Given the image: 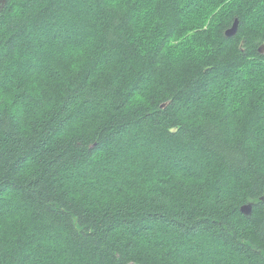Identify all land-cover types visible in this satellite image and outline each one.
<instances>
[{"label": "trees", "instance_id": "1", "mask_svg": "<svg viewBox=\"0 0 264 264\" xmlns=\"http://www.w3.org/2000/svg\"><path fill=\"white\" fill-rule=\"evenodd\" d=\"M263 45L264 0H7L0 264H264Z\"/></svg>", "mask_w": 264, "mask_h": 264}, {"label": "rangeland", "instance_id": "2", "mask_svg": "<svg viewBox=\"0 0 264 264\" xmlns=\"http://www.w3.org/2000/svg\"><path fill=\"white\" fill-rule=\"evenodd\" d=\"M90 11H91V8L89 7L88 8ZM85 30H78V31H71V33H67V34H69L68 36H66V37H61V41H65L63 44L62 43H60V44H62V46H60V47H63V46H65V45H67V44H70L69 43V40H71V38H73V37H75V36H77V35H80V33H83ZM60 38V37H59ZM72 42H74V41H72ZM59 45V44H58ZM33 56L32 57H37V58H40L41 56H44V54H43V52L41 51V50H35L34 51V53L32 54ZM34 58H32V61H34ZM222 80L221 79H218V82H221ZM139 141V140H138ZM142 142L144 143V148L146 149V146H145V141H143V140H141V141H139L138 142V145H137V142L135 141V143H132L133 145H131L130 147H141V146H139V144H142ZM130 147H126V149L125 150H127V149H129ZM147 149H149V148H154V146L153 145H147ZM154 153L155 154H157L158 156H161L162 157V161H163V163L166 165V163H167V165L169 166L170 165V163H171V158L170 157H165V158H163V154L165 153V151L164 150H159L158 151V149L155 147V151H154ZM186 163L188 164V163H190V161H187L186 160ZM167 165L166 166H164V167H167ZM46 239L47 240H49L50 238H49V236H46Z\"/></svg>", "mask_w": 264, "mask_h": 264}, {"label": "water", "instance_id": "3", "mask_svg": "<svg viewBox=\"0 0 264 264\" xmlns=\"http://www.w3.org/2000/svg\"><path fill=\"white\" fill-rule=\"evenodd\" d=\"M6 3H7V0H0V9H3L4 6L6 5ZM238 26H239V21H238V19H236L235 22L233 23V25L229 29H227L226 35L228 37L235 35L237 33ZM260 51L264 52V45L261 46ZM251 210H252L251 204H246L242 207V211L246 214L251 213Z\"/></svg>", "mask_w": 264, "mask_h": 264}]
</instances>
